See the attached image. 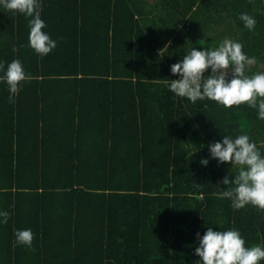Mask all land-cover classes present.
<instances>
[{
	"label": "trees",
	"instance_id": "1",
	"mask_svg": "<svg viewBox=\"0 0 264 264\" xmlns=\"http://www.w3.org/2000/svg\"><path fill=\"white\" fill-rule=\"evenodd\" d=\"M39 3L57 43L44 57L29 46L31 18L0 6V77L16 59L32 77L14 103L0 80V264H202L208 227L264 247V210L216 195L236 170L209 149L248 135L264 156V120L168 87L173 64L225 38L255 57L247 75L264 72V0ZM26 229L31 248L16 242Z\"/></svg>",
	"mask_w": 264,
	"mask_h": 264
},
{
	"label": "clouds",
	"instance_id": "2",
	"mask_svg": "<svg viewBox=\"0 0 264 264\" xmlns=\"http://www.w3.org/2000/svg\"><path fill=\"white\" fill-rule=\"evenodd\" d=\"M0 6L5 10L20 13L30 17L29 46L41 57L49 55L56 47L43 29L45 22L41 19V4L39 0H0ZM240 20L250 31L255 30L256 20L242 14ZM244 45L232 39L225 38L218 47L203 48L202 51L193 48L183 56L182 62L173 64L171 72L180 79L168 83L169 90L177 97L187 98L192 103L205 99L214 101L226 108L248 105L258 110V117L264 120V72L247 75L246 70L256 63L255 57L249 58L243 51ZM13 51L18 49L13 47ZM211 69V75L205 74ZM4 65L0 64V71ZM32 77L25 73L21 62L16 59L8 64L3 77L11 93L10 102H15L23 82ZM213 159L221 164L228 163L236 170L234 178L225 177L222 184L227 190L217 193L221 199H229L235 210L248 205L264 210V156L248 135H239L235 139L225 136L223 142L209 146ZM205 166L209 161L204 159ZM231 176H232V171ZM233 177V176H232ZM9 212L0 211V223L7 224ZM196 255L202 264H260L264 261V247L256 245L246 247V241L237 230L213 231L208 227L200 237ZM16 242L32 247L34 234L30 229L17 230Z\"/></svg>",
	"mask_w": 264,
	"mask_h": 264
}]
</instances>
